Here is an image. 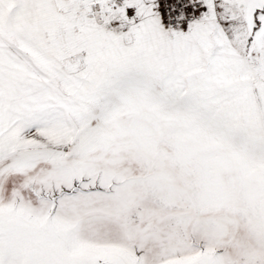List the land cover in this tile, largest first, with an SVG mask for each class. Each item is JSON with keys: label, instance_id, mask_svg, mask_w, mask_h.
<instances>
[{"label": "snow or ice", "instance_id": "obj_1", "mask_svg": "<svg viewBox=\"0 0 264 264\" xmlns=\"http://www.w3.org/2000/svg\"><path fill=\"white\" fill-rule=\"evenodd\" d=\"M0 264H264V0H0Z\"/></svg>", "mask_w": 264, "mask_h": 264}]
</instances>
